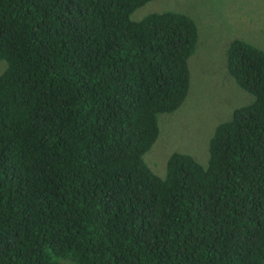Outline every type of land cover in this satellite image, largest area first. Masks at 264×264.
I'll return each mask as SVG.
<instances>
[{
    "label": "trees",
    "instance_id": "trees-1",
    "mask_svg": "<svg viewBox=\"0 0 264 264\" xmlns=\"http://www.w3.org/2000/svg\"><path fill=\"white\" fill-rule=\"evenodd\" d=\"M154 0H0V264H264V51L227 68L254 96L209 163L144 156L191 86L197 24Z\"/></svg>",
    "mask_w": 264,
    "mask_h": 264
},
{
    "label": "rangeland",
    "instance_id": "rangeland-1",
    "mask_svg": "<svg viewBox=\"0 0 264 264\" xmlns=\"http://www.w3.org/2000/svg\"><path fill=\"white\" fill-rule=\"evenodd\" d=\"M175 11L188 15L199 29V40L189 60L191 86L185 103L174 113L160 115V134L144 156L145 163L165 178L173 153L209 163V143L216 128L232 119L237 108L251 104L254 96L241 89L227 68V51L234 39L264 51V0H154L139 8L132 20L153 13ZM8 69L0 62V76ZM62 264H75L70 259Z\"/></svg>",
    "mask_w": 264,
    "mask_h": 264
}]
</instances>
